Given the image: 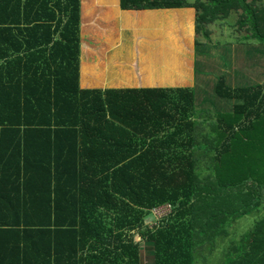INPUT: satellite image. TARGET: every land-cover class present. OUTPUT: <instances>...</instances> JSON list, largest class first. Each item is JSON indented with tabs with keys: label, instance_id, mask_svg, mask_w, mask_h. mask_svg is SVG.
<instances>
[{
	"label": "trees",
	"instance_id": "1",
	"mask_svg": "<svg viewBox=\"0 0 264 264\" xmlns=\"http://www.w3.org/2000/svg\"><path fill=\"white\" fill-rule=\"evenodd\" d=\"M119 8H193L205 38L235 15L264 46V0ZM186 17L154 19L183 28ZM79 26L80 0H0V264H264L253 178L264 80L232 88L218 78L231 105L209 123L195 87L80 88ZM163 204L171 210L156 219Z\"/></svg>",
	"mask_w": 264,
	"mask_h": 264
},
{
	"label": "crops",
	"instance_id": "2",
	"mask_svg": "<svg viewBox=\"0 0 264 264\" xmlns=\"http://www.w3.org/2000/svg\"><path fill=\"white\" fill-rule=\"evenodd\" d=\"M189 9L121 10L119 0H80V88L176 85L175 76L168 77V66L154 64V61L157 62L161 59L165 50L162 43L166 42L163 30L165 27L167 28V25L171 31L173 27L166 21L160 22L158 18L154 19V17L157 14L167 15L166 13L169 12L189 17L187 14ZM142 17H145L146 20ZM143 21L149 22L137 31V26ZM143 34L150 35V41L141 40L138 52L135 54V38H137L135 36ZM130 36L132 39L129 42ZM175 63L176 60L173 62L174 67ZM262 116L258 123L262 135L255 141L256 145L259 144L261 151L254 153L256 160L254 172L259 176L253 177L260 180V185H257L255 189L260 197L259 210L261 211L264 209V114ZM248 174L250 172L243 173L245 177L251 179L252 177ZM250 226H252V218L238 220L233 227H238L236 235H239ZM231 231L225 237V244L234 239ZM217 254H219L218 249L214 252V255Z\"/></svg>",
	"mask_w": 264,
	"mask_h": 264
},
{
	"label": "rangeland",
	"instance_id": "3",
	"mask_svg": "<svg viewBox=\"0 0 264 264\" xmlns=\"http://www.w3.org/2000/svg\"><path fill=\"white\" fill-rule=\"evenodd\" d=\"M166 14L169 17L179 16L176 12ZM187 14L189 17H186L183 28L176 24L171 31L169 25L167 28L163 25L166 42L162 43L165 50L161 59L154 61V64L168 66V77L174 75L177 80L172 87H195V98L199 100L204 97L203 106L208 109L197 112L198 116H206L200 122L207 120L209 123L231 105L229 100L218 97L214 91L218 78L222 77L226 85L232 88L251 86L264 80V46L260 41L245 38L244 32L248 26L238 28L235 15L207 25L208 37L205 38L203 34L195 33V10L190 8ZM148 22L143 21L136 30L139 31ZM135 37L134 53L137 54L141 40L150 41V35ZM131 39L130 36L129 42ZM170 55L171 61L176 60L175 67L171 61H167ZM198 129L203 135L207 132L203 125H199ZM149 225L152 226L151 223Z\"/></svg>",
	"mask_w": 264,
	"mask_h": 264
},
{
	"label": "built area",
	"instance_id": "4",
	"mask_svg": "<svg viewBox=\"0 0 264 264\" xmlns=\"http://www.w3.org/2000/svg\"><path fill=\"white\" fill-rule=\"evenodd\" d=\"M171 210L170 204H163L152 209V214L156 219L167 215Z\"/></svg>",
	"mask_w": 264,
	"mask_h": 264
}]
</instances>
